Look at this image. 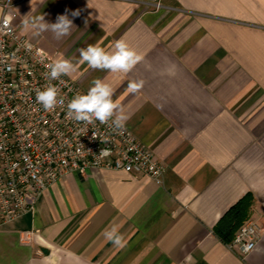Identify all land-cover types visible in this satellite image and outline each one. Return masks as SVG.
Wrapping results in <instances>:
<instances>
[{"label": "crops", "instance_id": "obj_1", "mask_svg": "<svg viewBox=\"0 0 264 264\" xmlns=\"http://www.w3.org/2000/svg\"><path fill=\"white\" fill-rule=\"evenodd\" d=\"M13 3L16 30L53 62L70 60L85 92L95 79L114 89L125 126L164 172L161 184L122 170L65 174L33 209L0 225V264H264V0ZM64 14L74 27L59 40L24 27ZM118 39L142 56L129 73L79 62L80 48L110 51ZM140 80L130 93L128 83ZM244 198L237 224L260 227L247 254L215 230ZM113 226L121 247L103 236Z\"/></svg>", "mask_w": 264, "mask_h": 264}, {"label": "built area", "instance_id": "obj_2", "mask_svg": "<svg viewBox=\"0 0 264 264\" xmlns=\"http://www.w3.org/2000/svg\"><path fill=\"white\" fill-rule=\"evenodd\" d=\"M13 5V0H0V225L33 209L38 196L70 172L122 170L161 184L164 166L127 126L117 132L99 121L85 124L67 117V103L86 93L74 79L50 81L63 106L45 111L36 101V90L49 83L46 73L53 60L16 30ZM259 230L248 219L227 248L249 253ZM246 244L253 245L250 251L244 250Z\"/></svg>", "mask_w": 264, "mask_h": 264}, {"label": "clouds", "instance_id": "obj_3", "mask_svg": "<svg viewBox=\"0 0 264 264\" xmlns=\"http://www.w3.org/2000/svg\"><path fill=\"white\" fill-rule=\"evenodd\" d=\"M79 11H74L72 16H78ZM7 27V25H5ZM25 29H32L33 35L39 36L45 31H51L56 39H62L69 35L74 27L72 19L67 14L58 15L56 22L50 23L45 20L44 15H40L24 22ZM80 63L87 64L94 70H106L112 73H129L142 60V56L124 39H118L112 49L107 51L99 43L89 44L86 48L79 49ZM49 71L46 73L49 83L43 90H36V101L43 106L45 111H51L58 105L63 106L65 100L60 96L59 89L50 81L58 80L62 76L71 77L76 71L73 63L64 58L56 59L48 65ZM143 81H130L128 91L136 93L143 87ZM114 89L101 79L92 81L91 87L84 94H76L67 103V117L85 124H94L99 121L106 124L114 131L120 132L124 129L128 117L117 101H114ZM111 121V123H109ZM104 238L114 246H123V236L118 232L116 226L105 229ZM252 244L245 245V251L252 249Z\"/></svg>", "mask_w": 264, "mask_h": 264}, {"label": "trees", "instance_id": "obj_4", "mask_svg": "<svg viewBox=\"0 0 264 264\" xmlns=\"http://www.w3.org/2000/svg\"><path fill=\"white\" fill-rule=\"evenodd\" d=\"M245 201V198L240 200L239 204L234 206L216 227V232L222 236L224 242L230 241L235 230L240 226V223L237 224L238 222L236 221L240 220L245 212L247 207V202Z\"/></svg>", "mask_w": 264, "mask_h": 264}]
</instances>
